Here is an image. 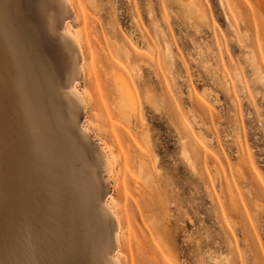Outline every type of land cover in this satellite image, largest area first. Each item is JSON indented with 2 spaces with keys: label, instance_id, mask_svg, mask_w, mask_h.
Masks as SVG:
<instances>
[{
  "label": "rangeland",
  "instance_id": "374dc122",
  "mask_svg": "<svg viewBox=\"0 0 264 264\" xmlns=\"http://www.w3.org/2000/svg\"><path fill=\"white\" fill-rule=\"evenodd\" d=\"M33 1L40 104L102 219L89 264H264V0ZM0 58V264H60L39 231L56 223L61 162L1 26Z\"/></svg>",
  "mask_w": 264,
  "mask_h": 264
},
{
  "label": "bare ground",
  "instance_id": "6f19581e",
  "mask_svg": "<svg viewBox=\"0 0 264 264\" xmlns=\"http://www.w3.org/2000/svg\"><path fill=\"white\" fill-rule=\"evenodd\" d=\"M15 1L16 0H0V26L4 30L5 37L7 38V41L10 44L11 48L14 50V52H16L19 58L22 57L23 62L26 64V67L29 69L31 92L35 98L34 105H37V108L44 116L48 137L54 147V151L58 154L61 162L60 163L61 172L58 174L59 186H58L57 197L59 199V202L57 207L56 223H54L53 227L47 228V226H45L44 231L42 229L39 231V237H40L39 239L42 240V241L39 240V246H41L40 249L45 252H47L49 246L54 247V245L58 246L59 249L64 250L69 257L67 256L66 258L62 259V262H60V264H89V259L87 257L90 256V260L92 257L91 255L92 252H89L90 247L93 248L94 246H96L103 236L104 230L102 226V219L101 216H99L96 207L92 204L89 205L90 203L88 198L86 204L82 200L84 191L82 184L80 182L81 179L79 178L78 173L75 172L74 169L72 168V160L75 157L74 154H72L69 150H68L69 151L68 155L65 152L61 153L58 150V147H60L61 143H63L65 139L60 138V136L58 135L59 133L57 131L59 129L58 128L59 122L58 120H55L56 113L51 111L46 113L42 109L40 104V100H39L40 96H39V91L37 90V83L39 81L40 70H43V68L45 69V64L44 61L41 62L33 58L35 57L33 56L34 53H36L37 57L40 58L36 49L38 45L34 49L32 47L31 49H29V47H27L26 49L23 43L24 38L28 40L31 37V39H33L38 44L40 37L38 38L35 32L27 28L22 21V18L26 17L32 20L33 22H39V13L36 10V6L33 0H17L21 7V10L19 9L17 12L13 13L12 15L9 14V16H7L8 14L7 8H9V5ZM63 1L66 4L67 3L69 4V0H63ZM65 34L68 37V39L72 41V43H74L75 45H79L78 39L73 33L66 31ZM42 42L45 44L48 53L51 55V49H49L45 41L42 40ZM42 81H44V79H42ZM113 82L116 90L118 91L117 109L119 113L123 116L124 120H126L128 123L129 115L127 108L133 112L136 110V101L134 94L127 80L121 75L120 76L116 75V77H114ZM71 93L74 97H76L79 101H81L82 97L74 88L72 89ZM34 107L33 108L30 107L29 110L33 116H34ZM52 109L55 108L53 107ZM16 144H18V142ZM19 158L20 157H18V159ZM139 169L141 175L144 178H148V175L146 173V168L142 164L139 166ZM11 199L12 198L10 197V200ZM37 209L39 212L40 211L39 207H37ZM108 212H110V214L113 217L116 216L115 212L111 207L108 208ZM48 213L51 214V210H49ZM37 216L39 219L41 218L39 214ZM0 217L2 218V215H0ZM2 220H4V217L2 218ZM97 235L98 237H96ZM114 238H115V243L118 246L119 244L118 233L115 234ZM52 251L53 249L49 251L50 252L49 255L51 254ZM75 255L78 256V260H75V258L73 259V256ZM114 262L117 264L119 263L117 259H114Z\"/></svg>",
  "mask_w": 264,
  "mask_h": 264
}]
</instances>
